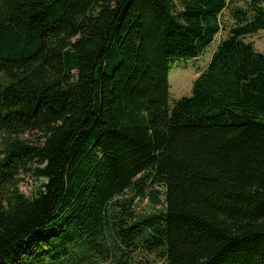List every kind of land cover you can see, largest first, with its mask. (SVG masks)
<instances>
[{"label": "trees", "instance_id": "trees-1", "mask_svg": "<svg viewBox=\"0 0 264 264\" xmlns=\"http://www.w3.org/2000/svg\"><path fill=\"white\" fill-rule=\"evenodd\" d=\"M261 31L264 0H0V264H264Z\"/></svg>", "mask_w": 264, "mask_h": 264}, {"label": "rangeland", "instance_id": "rangeland-1", "mask_svg": "<svg viewBox=\"0 0 264 264\" xmlns=\"http://www.w3.org/2000/svg\"><path fill=\"white\" fill-rule=\"evenodd\" d=\"M224 30L217 37L215 43L206 51L205 55L198 60H175L171 63L170 71V94L171 103H174L183 97L191 95L193 83L199 75L206 70L211 62L212 56L216 51L217 45L228 36L229 29L234 26L235 21L226 12L222 18ZM248 43H252L255 49L264 53V31L257 35L245 38ZM39 185V182L33 178H26L21 184V191L26 195H31ZM152 197L144 201H137V212L140 214H149L154 211ZM157 264H160L157 262Z\"/></svg>", "mask_w": 264, "mask_h": 264}]
</instances>
